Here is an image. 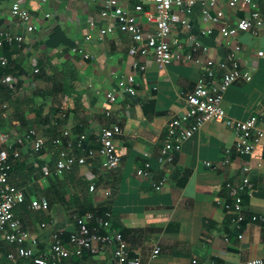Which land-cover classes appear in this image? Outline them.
<instances>
[{
	"label": "crops",
	"instance_id": "obj_1",
	"mask_svg": "<svg viewBox=\"0 0 264 264\" xmlns=\"http://www.w3.org/2000/svg\"><path fill=\"white\" fill-rule=\"evenodd\" d=\"M13 1L0 0V30L21 35L24 42L0 49V58L6 60L5 67L0 66V132L9 135L7 145L0 142V151L5 149L11 156L12 150L7 148L11 145L19 153L9 182L25 195L24 204L14 212L35 241L34 250L44 251L55 231L66 234L62 240L67 242L78 230L76 218L88 212L98 217L108 212L110 229L123 236L129 257L138 258L141 264H190L192 258L246 264L262 258L264 222L251 218L264 215V136L253 155L242 156L234 151L235 132L223 123L211 122L182 145L170 166L162 167L159 161L167 124L184 112L187 96L204 73L206 58L197 55L199 64L184 61L159 67L150 52L146 57L130 56L132 41L126 35L117 30L102 34L116 26L113 19L102 16L104 0H49L45 4L16 0L36 27L27 34L23 24L10 15ZM252 1L263 23L257 36L237 33L224 39L222 21L235 26L249 9L242 5L230 8L228 0H217L207 14L196 4L186 25L173 24L169 38L182 46L184 55L191 54V45L199 41L207 46L208 59L221 62L232 56L250 72L251 81H236L222 101L227 117L237 121L264 107V0ZM139 4L142 12L138 13L132 3H122L132 22L145 34H152L155 27L147 21V14H154L156 1L140 0ZM219 11L223 13L220 21L216 19ZM173 14L184 17L177 8ZM209 30L212 34L202 36ZM74 48L82 54L74 53ZM135 64L145 70L135 69ZM131 76L135 95L129 97L125 89ZM2 78L12 88L2 84ZM109 93L116 97L114 105L108 104ZM105 124L120 129L114 141L120 163L113 171L96 153L87 154L100 148L98 138ZM66 130L71 131L73 142L85 136L82 149L49 145L52 139L61 140ZM29 132L45 140L41 152L35 153L32 144L22 140ZM61 150L83 158L84 163L55 179ZM225 158L228 164H224ZM147 163L150 174L167 179L158 193L149 178L136 175ZM42 169L49 170L50 176L45 177ZM244 179L249 180V188L243 187ZM92 184L96 190L91 193ZM228 186L238 192L247 216L238 228L232 225L234 215L226 208L232 203ZM42 199L48 207L34 210V202ZM98 234L106 232L99 230ZM96 249L86 251L92 257L82 264H114L109 243ZM0 250L14 251L2 242ZM155 250L159 254L153 257ZM0 264H22V260L3 259Z\"/></svg>",
	"mask_w": 264,
	"mask_h": 264
},
{
	"label": "built area",
	"instance_id": "obj_2",
	"mask_svg": "<svg viewBox=\"0 0 264 264\" xmlns=\"http://www.w3.org/2000/svg\"><path fill=\"white\" fill-rule=\"evenodd\" d=\"M40 4H45L49 0H37ZM133 4L136 12H142L140 0H125ZM154 14H147V21L154 25L155 29L152 34H145L142 29L132 22L127 10L123 7V0H104L103 17H108L116 22L115 28H107L102 31V34H112L115 30L126 35L131 41L132 46L129 49L130 56L140 55L146 57L150 52L154 62L159 67H165L173 62H190L199 64L200 61L196 58L197 55L205 57L204 73L197 80L191 94L185 101L184 112L172 117L166 127L165 139L159 150V161L162 167H168L174 161V155L181 150L182 145L187 142L194 134L207 123L218 122L234 131L237 140L234 151L242 156H251L255 152L256 146L264 136V107L252 115L250 118L237 121L227 117L222 108V101L226 91L238 80L250 82L252 77L249 71L242 68L240 62L232 56H228L221 62H214L208 59V48L199 41L193 42L191 45V54L184 55L182 46L177 41H169L172 26L175 23L186 25V17L192 14L194 6H200L201 11L207 14V9L213 7L217 0H155ZM227 5L230 8H235L239 5L249 9L247 17L239 20L235 26H230L222 21L220 33L224 39H229L236 36L237 33H249L257 36L259 29L263 25L259 10L252 0H228ZM174 8H177L183 14V18L173 14ZM10 15L25 27L27 34L35 32L36 27L32 24V19L29 13L20 7L19 2L14 0L11 5ZM46 17H49L47 15ZM216 19L219 21L223 18V13L219 11L216 14ZM212 31L202 32V36L210 35ZM24 38L21 35L12 34L11 32L0 30V49L4 45L23 44ZM73 52L82 54V51L74 48ZM86 59H91L90 55L85 54ZM6 60L0 58V66L5 67ZM135 69L144 71L145 67L141 64H135ZM219 76V78H218ZM128 86L125 89L127 96L135 95L134 77L128 78ZM1 83L9 88L12 84L6 78H2ZM109 105H114L116 97L113 93L107 95ZM110 112H106L105 118L108 121ZM120 135V129L116 125H106L101 129L99 134L100 148L97 151L90 150L87 154L89 157L95 153L104 160V164L108 170H116L120 163V156L115 148V138ZM64 139V141L62 140ZM22 140L32 144V149L35 153L41 152L46 147L45 140L36 137L34 132L26 133ZM86 141L85 136L77 137L74 142L70 130L62 133V138L52 139L49 144L52 146H65L71 149L72 146H77L82 149ZM0 142L2 145H7L9 135L0 132ZM21 143V141H19ZM7 148L12 150L10 156L7 150L0 151V242L13 252L4 253L0 250V261L5 259L8 262L15 263L21 259L22 264H50L53 261L60 259H68L74 256H80L85 251L97 250L96 248L104 242L109 243L112 247V261L114 264H141L138 258H130L128 254V245L123 236L110 229L111 214L106 212L98 217L93 213H86L80 218H76L77 232L70 234L67 242L61 239V232L55 231L51 235L50 243L44 251L38 252L34 250L35 241L31 240L27 232L22 228L19 219L16 217L14 209L24 204L25 195L21 190H14L9 182V174L12 169L13 162L19 157L16 149L11 145ZM227 152V156H228ZM84 163L83 158H75L73 154H69L66 150H61L58 154V162L55 167L54 176H59L63 172L68 171L74 165ZM224 164H228V159L225 158ZM207 166H209L207 164ZM150 165L145 164L144 169L138 170V177H147L150 179L151 187L154 192H160L165 184L166 177L155 178L148 171ZM42 174L45 177L50 176L51 172L47 169H42ZM243 187L249 188V180H243ZM96 187L90 185L89 192H94ZM229 197L232 200L230 206L226 208L230 210L234 218L232 225L236 228L247 220L244 211L242 199L238 192L231 186H228ZM106 197L109 193H105ZM48 203L42 199L40 202H34V210H42L47 208ZM252 222H264V215L251 218ZM92 224H94L92 226ZM44 227L43 225L41 226ZM99 230H104L105 235L98 234ZM159 254L158 250L153 252V257ZM190 264H216L213 261L200 262L197 258H192ZM246 264H264V256L259 259H253Z\"/></svg>",
	"mask_w": 264,
	"mask_h": 264
},
{
	"label": "trees",
	"instance_id": "obj_3",
	"mask_svg": "<svg viewBox=\"0 0 264 264\" xmlns=\"http://www.w3.org/2000/svg\"><path fill=\"white\" fill-rule=\"evenodd\" d=\"M62 42V41H61ZM14 88V87H13ZM50 145V144H49ZM55 179H56V176H55ZM57 183H61V181L60 180H57ZM61 234V233H60ZM66 234H61L60 236H61V239L64 237V238H66V236H65ZM70 236V235H69ZM68 239H69V237H68ZM92 256H91V254L89 253V252H83L80 256H74V257H70V258H68V259H60V260H57V261H53V262H51L50 264H69V262H76V263H78V264H82V262H84V261H87V260H89L90 258H91ZM5 260V259H4Z\"/></svg>",
	"mask_w": 264,
	"mask_h": 264
}]
</instances>
